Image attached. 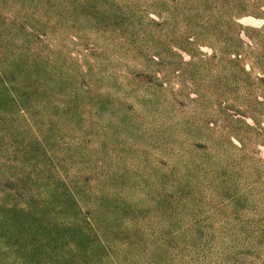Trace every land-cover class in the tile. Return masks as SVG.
Listing matches in <instances>:
<instances>
[{
	"label": "rangeland",
	"instance_id": "obj_1",
	"mask_svg": "<svg viewBox=\"0 0 264 264\" xmlns=\"http://www.w3.org/2000/svg\"><path fill=\"white\" fill-rule=\"evenodd\" d=\"M0 264H264V0H0Z\"/></svg>",
	"mask_w": 264,
	"mask_h": 264
}]
</instances>
